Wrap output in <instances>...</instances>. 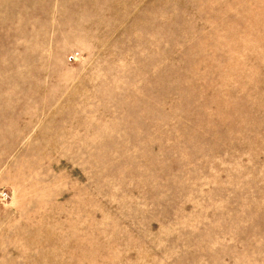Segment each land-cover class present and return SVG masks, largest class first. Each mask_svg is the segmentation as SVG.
I'll return each mask as SVG.
<instances>
[{
    "label": "rangeland",
    "instance_id": "374dc122",
    "mask_svg": "<svg viewBox=\"0 0 264 264\" xmlns=\"http://www.w3.org/2000/svg\"><path fill=\"white\" fill-rule=\"evenodd\" d=\"M0 264H264V0H0Z\"/></svg>",
    "mask_w": 264,
    "mask_h": 264
}]
</instances>
